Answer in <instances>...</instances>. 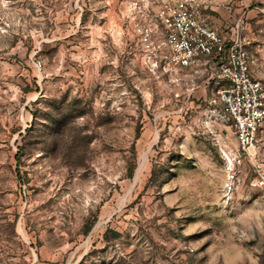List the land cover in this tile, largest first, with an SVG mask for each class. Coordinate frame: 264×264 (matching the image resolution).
I'll list each match as a JSON object with an SVG mask.
<instances>
[{
  "label": "rangeland",
  "instance_id": "1",
  "mask_svg": "<svg viewBox=\"0 0 264 264\" xmlns=\"http://www.w3.org/2000/svg\"><path fill=\"white\" fill-rule=\"evenodd\" d=\"M172 3L0 0V264H264V135L154 66Z\"/></svg>",
  "mask_w": 264,
  "mask_h": 264
},
{
  "label": "built area",
  "instance_id": "2",
  "mask_svg": "<svg viewBox=\"0 0 264 264\" xmlns=\"http://www.w3.org/2000/svg\"><path fill=\"white\" fill-rule=\"evenodd\" d=\"M199 0H173L160 12L165 31L166 53L159 55L154 66L164 63L166 71L176 74L190 71L193 87L203 78L211 87L213 102L219 105L220 120L234 127L238 151L246 154L258 147L264 130V80L255 78L250 57L242 37L243 19L228 39L203 16ZM194 76V77H193ZM257 186L264 185V169H260ZM233 184L225 188V196H233Z\"/></svg>",
  "mask_w": 264,
  "mask_h": 264
},
{
  "label": "crops",
  "instance_id": "3",
  "mask_svg": "<svg viewBox=\"0 0 264 264\" xmlns=\"http://www.w3.org/2000/svg\"><path fill=\"white\" fill-rule=\"evenodd\" d=\"M203 4V16L207 21L219 30L228 39L234 38V28L239 19H243L244 28L242 37L245 41L250 57L255 61L251 66V72L255 78L264 80V45L258 40V35L252 32L253 25L248 18H252V23L256 31L262 27L260 20H254L259 15V8L248 9V0H227V5L216 0H199ZM194 77V76H193ZM198 91L205 95L210 94L211 87H207L203 78L196 79ZM197 91V90H196ZM204 95V96H205ZM264 130L259 133L263 139Z\"/></svg>",
  "mask_w": 264,
  "mask_h": 264
},
{
  "label": "bare ground",
  "instance_id": "4",
  "mask_svg": "<svg viewBox=\"0 0 264 264\" xmlns=\"http://www.w3.org/2000/svg\"><path fill=\"white\" fill-rule=\"evenodd\" d=\"M146 158V156H144L143 157V160ZM146 161V160H145ZM141 167H142V165H141ZM139 170V169H138ZM139 175H140V170L138 171V173H137V175H136V180H137V178L139 177Z\"/></svg>",
  "mask_w": 264,
  "mask_h": 264
}]
</instances>
